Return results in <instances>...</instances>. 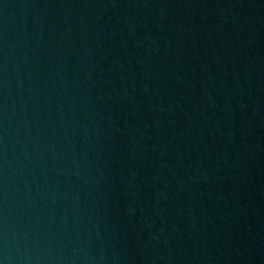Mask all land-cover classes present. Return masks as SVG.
<instances>
[{
  "label": "water",
  "instance_id": "obj_1",
  "mask_svg": "<svg viewBox=\"0 0 264 264\" xmlns=\"http://www.w3.org/2000/svg\"><path fill=\"white\" fill-rule=\"evenodd\" d=\"M0 264H264V0H0Z\"/></svg>",
  "mask_w": 264,
  "mask_h": 264
}]
</instances>
